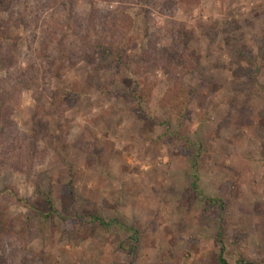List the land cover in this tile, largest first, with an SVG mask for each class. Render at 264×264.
Instances as JSON below:
<instances>
[{"label":"rangeland","instance_id":"rangeland-1","mask_svg":"<svg viewBox=\"0 0 264 264\" xmlns=\"http://www.w3.org/2000/svg\"><path fill=\"white\" fill-rule=\"evenodd\" d=\"M64 1L127 15L134 59L0 23V264H218L219 221L227 264H264V0ZM93 216L137 230V250Z\"/></svg>","mask_w":264,"mask_h":264},{"label":"trees","instance_id":"trees-1","mask_svg":"<svg viewBox=\"0 0 264 264\" xmlns=\"http://www.w3.org/2000/svg\"><path fill=\"white\" fill-rule=\"evenodd\" d=\"M18 1L19 0L0 1V10L3 9L8 11L9 19L0 22L4 23V25H7L6 29H10L12 24L19 27L21 26V24H23L28 27L31 23V20L33 19V21H35L37 25L40 21L39 28L42 31V42L52 40L53 43L58 46V52L61 51V48L64 51V46H67L68 43V45H72L73 42L69 40V38L72 36L75 40L78 41V44L81 45L83 55L85 57H88L89 59L94 58L93 56H98V58H101L105 54H107L113 60L115 59V62H118V64H120L124 68L128 67L131 64L130 62L134 59L132 56H128L127 54L129 48H126L128 42V34H126V32L130 29L131 23L130 18H128V16L124 13H121V15H115L109 12L102 13L100 11L94 10L93 8H91L89 12L83 13L77 11L75 9L76 6L74 7V4H71L69 1L68 4H66L65 1L63 2V0H60V7L62 8L61 9L59 7L58 0H23L24 3L29 4V6L32 7H24L23 11L18 12L17 17H19V20H17L12 11L14 9L13 5H15ZM99 1L112 2L120 0ZM2 5L5 8H2ZM68 31H71L70 35L67 34ZM147 33L146 37L148 35ZM41 44L43 43H40V45ZM3 48L4 47L0 40V65L2 63H5L3 62ZM69 53L71 52L69 51ZM47 55H50V52ZM48 59H51L48 64H50V66L52 67V71H55L56 73L61 72L62 68L58 66L57 59L54 57H48L47 60ZM141 60L144 61L142 68L145 71H157V69L160 67L159 63H155L154 57H152L150 54H143ZM32 76L26 74V71H22L16 84H14L13 87L7 90V92L17 93L19 92V90L24 89L28 85H31V81L28 79V77ZM41 108L42 107L40 105H37L35 116L38 121L43 114ZM174 118L175 117L173 116V119ZM3 123H5V120L3 121ZM1 135H3L4 138H0V145L8 140V133L6 130L4 132L2 129ZM1 153L2 152H0V158L2 157ZM25 166L26 164H24L23 161L19 162V159L17 160V171H23V168ZM192 186L194 190H197L196 184H192ZM14 200L18 204H24L23 200L19 197L18 194L14 196ZM46 202L49 205V213L45 215V218L49 219L56 215V211L51 206L50 200L46 199ZM212 203L214 204V201L210 200V204ZM90 219L93 223L99 224L102 228H105L108 231H112L113 229L118 228L122 233L130 234L128 239L132 242L134 251L137 250V244L139 243V234L137 230L133 228H127L123 222H120L119 219L112 220L111 222H106L99 216H93ZM221 224L222 222L219 221V231L216 237V243L218 244V247H220L218 264H227L224 259V249L220 246L222 244L223 238V226ZM10 228L11 226L8 223L7 219L5 217H0V231H2V233L12 235ZM238 264L253 263H251L244 257H240Z\"/></svg>","mask_w":264,"mask_h":264}]
</instances>
